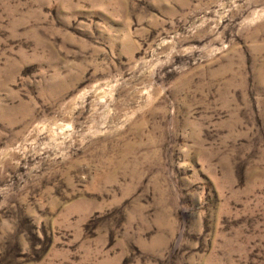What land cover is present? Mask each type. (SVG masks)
<instances>
[{
	"label": "rangeland",
	"instance_id": "374dc122",
	"mask_svg": "<svg viewBox=\"0 0 264 264\" xmlns=\"http://www.w3.org/2000/svg\"><path fill=\"white\" fill-rule=\"evenodd\" d=\"M0 264H264V0H0Z\"/></svg>",
	"mask_w": 264,
	"mask_h": 264
}]
</instances>
